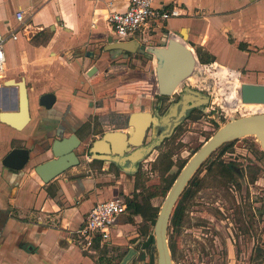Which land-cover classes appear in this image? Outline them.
I'll list each match as a JSON object with an SVG mask.
<instances>
[{"label": "crops", "instance_id": "obj_1", "mask_svg": "<svg viewBox=\"0 0 264 264\" xmlns=\"http://www.w3.org/2000/svg\"><path fill=\"white\" fill-rule=\"evenodd\" d=\"M129 3L0 0V31L9 35L18 29V39L8 40L5 46L7 70L0 76V117L2 112L19 109V88L7 87L6 82L23 79L31 116L22 130L0 119V264H97L77 245L76 231L96 204L119 192L112 185L115 179L98 173L84 176V166H77L46 184L31 168L50 158L49 148L57 140L77 135L80 155L82 148L100 140L106 131L127 134L125 121L134 112H150L153 96L128 97L123 91L128 84L143 82L141 77L134 79L143 71L128 70L120 78L113 77L121 59L116 58L118 54L150 55L142 47V37L153 41L152 48L175 38L187 44L201 64L238 74L248 84H264V0H155V8L176 10L180 15L139 33L141 39L131 41L139 43L135 53L111 48L116 38L109 16L113 11L125 12ZM19 14L24 15L22 23ZM93 67L97 72L88 76ZM47 94L56 98L51 109L40 104ZM112 111L117 121L107 124ZM96 114L103 120L102 129L82 130ZM14 149H30L36 155L26 171L4 166ZM124 173L117 183L128 188L130 178ZM136 217L144 216L130 212L123 216L113 237Z\"/></svg>", "mask_w": 264, "mask_h": 264}, {"label": "rangeland", "instance_id": "obj_2", "mask_svg": "<svg viewBox=\"0 0 264 264\" xmlns=\"http://www.w3.org/2000/svg\"><path fill=\"white\" fill-rule=\"evenodd\" d=\"M146 38L141 44L150 50L153 41ZM142 57L133 54L130 58ZM124 61H118L114 78L138 69L143 74L134 79L145 81L128 84L124 95L145 98L156 94L157 59L152 58L147 68ZM198 62L193 76L177 92L191 87L209 95L212 99L207 112L196 113L177 128L148 162L140 164L141 174L127 183L128 188L112 183L128 200L141 203L144 217L130 221L123 233L91 254L95 263L159 264L156 244L144 246L146 232L148 228L154 231L167 195L185 166L233 119L264 114V105L243 104L241 100V86L248 83L247 79L212 68L202 74V62ZM174 100L176 97H170L168 105ZM168 237L175 248L174 264H264V150L255 137L228 142L207 159L177 202Z\"/></svg>", "mask_w": 264, "mask_h": 264}, {"label": "water", "instance_id": "obj_3", "mask_svg": "<svg viewBox=\"0 0 264 264\" xmlns=\"http://www.w3.org/2000/svg\"><path fill=\"white\" fill-rule=\"evenodd\" d=\"M138 47V42H120L111 45L113 50L115 49L128 53L137 52ZM149 52L152 58L155 57L157 59L156 81L159 96L162 98L173 96L177 90L193 76L198 64L195 52H193L187 44L175 38L169 39L162 47L151 48ZM96 72L97 68L93 67L88 76H92ZM6 86H16L19 88V109L18 112H2L0 119L3 123L17 130H22L31 120L26 81L25 79L20 82L10 80L6 82ZM241 100L243 104L264 105V84H243L241 86ZM55 101L56 98L53 94H47L42 96L40 104L47 109H51ZM190 101H192V104ZM208 103V96L202 94L198 90L186 87L185 93L181 95L180 101L172 105L162 118V122L166 124L168 128L152 145L147 147L142 146L151 122L158 124V119L150 113L136 112L131 116V128L128 134L118 131L106 133L102 139L94 142L91 153L99 155L103 153V151H108L101 149V145L107 143L110 145L111 149H109H113V151L118 154L119 157L117 161L119 163L125 164L127 161L132 163L137 162L139 158L148 154L152 148L160 145L165 138H169L175 128L182 122V119L186 118L194 107L208 105ZM248 136L255 137L264 150V114L233 119L231 122L221 127L184 168L168 193L155 223L154 237L159 264H174L168 237L170 219L178 199L194 174L201 165L224 144ZM80 145L81 142L75 134L69 138L57 140L49 148L54 158L40 163L31 169H34L40 178L47 184L63 175L69 169L80 165L79 156L77 154V149ZM130 147L136 148V151L127 156L125 153L130 151ZM35 158L36 155H33L30 149H14L4 159L3 164L8 169L23 172L29 168Z\"/></svg>", "mask_w": 264, "mask_h": 264}, {"label": "built area", "instance_id": "obj_4", "mask_svg": "<svg viewBox=\"0 0 264 264\" xmlns=\"http://www.w3.org/2000/svg\"><path fill=\"white\" fill-rule=\"evenodd\" d=\"M154 3L155 0H130L125 12L113 11L110 14L109 24L112 34L118 42H131L139 33L149 29L154 23H165L180 15L176 10L157 9ZM18 19L22 23L24 15L19 14ZM26 29L27 27H24L22 30L26 31ZM17 33L18 29L11 30L9 35L0 31V76L7 70L6 43L8 40H17ZM199 65L202 74L208 72L210 68L219 69L207 64ZM222 72L223 70L220 71V73ZM127 209L126 199L120 196L96 204L85 217L82 226L76 231L75 241L80 249L87 255H91L98 253L110 244L120 218Z\"/></svg>", "mask_w": 264, "mask_h": 264}, {"label": "flooded vegetation", "instance_id": "obj_5", "mask_svg": "<svg viewBox=\"0 0 264 264\" xmlns=\"http://www.w3.org/2000/svg\"><path fill=\"white\" fill-rule=\"evenodd\" d=\"M138 38L139 37H141V36H137ZM136 37V38H137ZM146 37H143V40L145 39ZM139 39H141V38H139ZM115 43H120V42H118L117 40H116V42ZM116 54V53H115ZM114 54V55H115ZM139 54H142V59H135V58H130L132 55H129V54H127V53H122V54H118L117 55V57L116 58H122L123 59V61L124 60H126V61H124V62H130L131 63V65H135V63L136 62H138V63H140L143 67H145V68H147V66H148V63L150 62V60H151V57H150V55L149 54H143V53H139ZM127 56V57H126ZM128 60V61H127ZM185 88L186 87H184V88H182L179 92H176L173 96H171V97H176V100H174V102L173 103H171V105H168V100H169V98H162V97H160L159 96V93H158V90H157V92H156V94H154L153 95V103H152V107H151V109H150V112H146V111H142L143 113H150L152 116H154V117H156L157 119H158V124H154V123H152L151 122V125L149 126V128H148V130H147V132H146V136H145V138H144V143L142 144V146H145V147H147V146H149V145H152L159 137H160V135L164 132V131H166V129L168 128L167 127V125L166 124H164L163 122H162V118L166 115V113L169 111V109L172 107V105H174V104H176L177 102H179L180 101V99H181V95L183 94V93H185ZM191 88V87H190ZM180 89V88H179ZM191 89H193V90H196V89H194V88H191ZM178 91V90H177ZM199 91V90H198ZM201 92V91H200ZM202 93V92H201ZM202 94H204V93H202ZM206 96H208L209 97V103H211V97L209 96V95H207V94H205ZM144 98V97H143ZM145 98H147V96H145ZM168 99V100H167ZM194 102V101H193ZM190 103L192 104V101H190ZM208 103V104H209ZM207 108H208V105H202V106H200V107H194L189 113H188V115L186 116V118H184V119H182V122L175 128V130H174V132L172 133V135L169 137V138H171L174 134H175V132H176V130H177V128H179L181 125H183V123L184 122H186L189 118H192L196 113H199V114H203V113H206L207 112ZM134 113H136V112H134ZM132 116V115H131ZM131 116H130V118L129 119H127L126 121H125V124L127 125V127H128V132H127V134L129 133V130H130V128H131V126H130V121H131ZM107 118L109 119V120H107L108 122H105V123H107V124H112V123H116V121H117V113L116 112H111L108 116H107ZM92 120L93 121H89L86 125H84L83 127H82V130L83 129H85V128H88L89 130H90V133L92 132V131H98V130H101L102 129V118H101V116L100 115H94L93 117H92ZM106 121V120H105ZM108 132H114L113 130H109V131H106V132H104L105 134L106 133H108ZM104 134V135H105ZM103 135V136H104ZM103 136L101 137V139L103 138ZM169 138H165L162 142H161V144L160 145H157V146H155L154 148H152V150L148 153V154H146V155H144V157H142V158H139V160L137 161V162H134V163H132V162H130V161H127L125 164H121V163H119L118 161H117V158L119 157L118 156V154H116L114 151H113V149L112 150H110L111 148H110V145H108L107 143H104V144H102L101 145V149H103V150H108V151H103V153H101V154H99V155H95V154H92L91 153V149H92V147H93V144H94V142H96V141H94L92 144H89V145H86V147H84V148H82L81 149V152H80V155L78 154V152H77V154H78V156H79V160H80V165L79 166H84V171H85V174H87V176H92L93 174H101V175H105V176H111V177H113L114 179H115V181H113V182H118V178L122 175V173L123 172H125L124 174H126L127 175V177H129L130 179H129V181H131L132 179H134V178H137V176L138 175H140L141 174V167H140V164L142 163V162H148V160H149V158H150V156H152L156 151H157V149H160V148H162L163 147V145L165 144V142L169 139ZM80 148V147H79ZM78 148V149H79ZM110 148V149H109ZM78 149H77V151H78ZM136 151V148H134V147H130V151L129 152H126L125 154L128 156V155H131V154H133L134 152ZM80 157H82V159H80ZM194 157V156H193ZM54 158V156L51 154V156H50V158L48 159V160H51V159H53ZM86 158H89V161L87 162L86 161ZM48 160H46V161H48ZM207 161V160H206ZM205 161V162H206ZM190 162V161H189ZM204 162V163H205ZM203 163V164H204ZM202 164V165H203ZM202 165H201V167H202ZM187 166V165H186ZM185 166V167H186ZM200 167V168H201ZM200 168L197 170V172L200 170ZM69 170H71V169H69ZM68 170V171H69ZM184 170V169H183ZM228 171V170H227ZM196 172V173H197ZM195 173V174H196ZM195 174H194V176H195ZM193 176V177H194ZM193 177H192V179H193ZM191 179V180H192ZM190 180V181H191ZM190 183V182H189ZM189 183H188V185H189ZM118 184V183H117ZM119 186H120V184H118ZM187 185V186H188ZM187 186H186V188H187ZM120 187H123L122 186V184H121V186ZM185 188V189H186ZM185 191V190H184ZM184 191H183V193H184ZM182 193V194H183ZM116 196H120V197H123V198H125L126 199V201H127V203H128V209H127V211H126V213L123 215V216H125L126 214H129V201H136V200H128V198H126L124 195H122L121 193H120V191L114 196V197H116ZM182 196V195H181ZM180 196V197H181ZM180 199V198H179ZM179 199H178V201H179ZM177 201V202H178ZM177 204V203H176ZM176 206V205H175ZM122 216V217H123ZM122 217L120 218V221H121V219H122ZM85 220V219H84ZM120 221H119V224H120ZM84 222V221H83ZM83 224V223H82ZM82 224H81V226H82ZM119 224H118V226H119ZM80 226V227H81ZM170 242V241H169ZM146 243V242H145ZM145 246V245H144ZM172 246L173 245H170V247H171V250H172ZM174 247V246H173ZM174 250H175V248H174ZM172 255H173V250H172ZM173 258H174V256H173ZM174 260V259H173Z\"/></svg>", "mask_w": 264, "mask_h": 264}, {"label": "trees", "instance_id": "obj_6", "mask_svg": "<svg viewBox=\"0 0 264 264\" xmlns=\"http://www.w3.org/2000/svg\"><path fill=\"white\" fill-rule=\"evenodd\" d=\"M129 211L132 216H138V215L144 216L143 206L137 200L129 201ZM150 219H153L155 222V216H153V214H150ZM148 229H147L148 231L146 232L147 241L145 243V247L151 248L153 245H155V237H154V231L151 230V228H148ZM172 250L173 252H175L173 246H172Z\"/></svg>", "mask_w": 264, "mask_h": 264}]
</instances>
